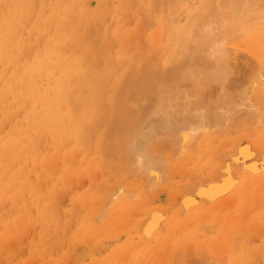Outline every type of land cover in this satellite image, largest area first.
<instances>
[{
  "label": "bare ground",
  "instance_id": "1",
  "mask_svg": "<svg viewBox=\"0 0 264 264\" xmlns=\"http://www.w3.org/2000/svg\"><path fill=\"white\" fill-rule=\"evenodd\" d=\"M109 1L0 0V264H264V0Z\"/></svg>",
  "mask_w": 264,
  "mask_h": 264
},
{
  "label": "rangeland",
  "instance_id": "2",
  "mask_svg": "<svg viewBox=\"0 0 264 264\" xmlns=\"http://www.w3.org/2000/svg\"><path fill=\"white\" fill-rule=\"evenodd\" d=\"M113 1V2H112ZM127 1V0H126ZM128 1H130V0H128ZM128 1H127V4L130 6V5H132V4H134V1L136 2V5H135V7H137L136 8V11H135V9L132 11L131 9V11H129V12H131L132 13V15H133V17H135L136 19H134V20H136L135 22H134V24H131L130 25V23H126V24H124V22H127L126 20H128V19H126L127 17L129 18V17H131L132 15L130 14H128L127 12V10H129L128 8L126 9V6H127V4H126V2H125V0H120V2H117L116 0H110L109 2H110V5L111 6H109V4L107 5V6H104V7H106V8H104V9H102L105 13L107 12V13H114V11L113 10H115L116 9V11H115V13L112 15V16H106L108 19H109V21L108 22H106L105 24H104V22H103V24L104 25H102V27L100 28V26H98L97 27V29H96V31L94 30V33L92 32V35L93 36H90L91 38L90 39H94V40H96V42L94 43L95 45H98L99 43H103V39H104V37H105V34H106V30L108 31V33H110V31H111V35H112V33H114V35H113V37H112V39L114 38V37H116V35H115V32H118V35H123L124 33H126L128 30L130 31H132V33L133 34H131V37H125L124 39H126V40H128V39H130L131 41H128V44H132L131 42H132V40L133 39H135V37L136 36H140V38H141V33H143L144 32V29L146 28H148V25H147V27H144L143 28V30H141V28L143 27V25L145 24V23H142V24H140L141 22V20H142V22H143V18H144V20L146 19V17L144 16L143 17V15H141V13H140V16H139V18H137V16L138 15H135V13H133V12H136V14H138L139 13V11L143 8V6H144V8L143 9H145L146 8V4H139L138 3V1L139 0H131L129 3H128ZM133 1V2H132ZM150 1V0H149ZM126 4V6H125V4ZM137 4H139V5H137ZM148 4H150V2H148ZM117 5V6H116ZM122 5V7H121V9H120V6ZM134 5H132V8L134 7ZM141 5H142V7H141ZM146 5V6H145ZM128 6V7H129ZM138 6H139V8H138ZM110 7H112V9L110 8ZM118 7V8H117ZM150 8H151V6H149ZM108 8H110L111 9V11H110V9H109V11L110 12H108L107 10H108ZM122 8H124V10L125 11H123V9ZM129 8H131V6L129 7ZM120 9V10H119ZM118 11L119 12H121V13H124V15L127 13V17L125 18L126 20H122V22L123 23H121V22H119V20H117L118 19V17L120 18V13L118 14ZM142 11V10H141ZM140 11V12H141ZM145 12V11H144ZM115 14L117 15L116 16V18H115ZM143 14V13H142ZM108 15V14H107ZM144 15H145V13H144ZM146 15H148V13L146 12ZM123 16V15H122ZM121 16V17H122ZM124 17V16H123ZM106 18V19H107ZM104 19V18H103ZM113 19L115 20L116 19V21H118V23H117V25L115 26V29H114V27H113V29H112V21H113ZM131 20H133V18L131 17ZM107 21V20H106ZM116 21H114L115 23H116ZM132 22V23H133ZM111 23V24H110ZM120 23V24H119ZM100 25L102 24L101 22L99 23ZM109 25H110V28L112 29V30H110V28H109ZM115 24L113 23V26H114ZM119 25V26H118ZM124 25V26H123ZM137 25H140L139 27L140 28H137L138 26ZM142 25V26H141ZM156 24H153L152 26H155ZM105 26V27H104ZM130 26V27H129ZM150 27H151V24L149 25ZM125 27H127L126 29H124ZM134 27V28H133ZM96 28V27H95ZM108 28V29H107ZM100 29V30H99ZM122 31H121V30ZM136 29H138L139 31L137 32V30ZM145 29V31L147 32H145V36H144V33L142 34L143 35V40L144 41H146V42H144L143 40H141V41H143L144 42V44L143 43H141V44H143L145 47H139V48H141V49H139V53L138 52H136V49H134V48H132L135 44H133V46L132 45H128V46H130L131 47V49H130V47H128L127 49H128V51H129V56H132V54H135V52H136V58H142V57H144V53L146 52H149L152 48L150 47V44L148 43L149 42V40H148V38H149V34H150V32H151V30H146ZM97 30H99L98 31V33L99 34H101L102 32H104V35H103V33L99 36H96V33H97ZM118 30H120V31H118ZM134 30V31H133ZM135 30H136V33H134L135 32ZM160 33H162V35L164 34V32H163V29H161L160 28ZM120 33V34H119ZM135 34H136V36H135ZM147 34V35H146ZM109 35V34H108ZM95 36H96V39H95ZM110 36V35H109ZM111 37H110V40H112L111 39ZM145 37V38H144ZM103 38V39H102ZM132 38V39H131ZM146 38H147V40H146ZM116 38H114V40H115ZM163 39V36L161 37V39L160 40H162ZM134 41V40H133ZM138 41H139V38H137V40H136V44L138 45ZM148 41V42H147ZM116 42V44L113 46L114 48L112 49L113 51L112 52H118V51H120V49L122 48V46H121V42H124V41H121V42H119V40H117V41H115ZM135 42V41H134ZM111 43H114V42H111ZM147 43L149 44V45H147ZM149 46V47H148ZM137 47V46H136ZM112 48V47H111ZM115 49H117V50H115ZM130 49V50H129ZM134 49V50H133ZM115 50V51H114ZM121 50H123V48L121 49ZM110 51H111V49H110ZM142 51V52H141ZM143 51H144V53H143ZM109 52V51H108ZM112 52H110V53H112ZM141 53V54H140ZM143 53V54H142ZM139 54V55H138ZM142 56V57H141ZM246 126V125H245ZM231 127V125H227L226 126V128L224 127V128H222V127H220V128H218V129H221L222 131H225V132H229L230 133V136L231 137H234L235 138V142H236V138L237 137H239V136H241V134L242 133H244V128L242 129V130H240V131H238V132H234V134L235 135H232V133H233V130H232V128H230ZM261 128H264V124H261V125H259V126H256V127H252V128H250L249 130H246V133H248V134H250L251 135V133L252 132H258ZM232 132V133H231ZM239 133V134H238ZM255 133H253V134H255ZM223 137V136H222ZM240 138V137H239ZM251 138H257V135L255 136H253V137H251ZM250 137H248L246 140L248 141L249 139H251ZM245 140V141H246ZM238 141V140H237ZM239 142V141H238ZM240 143L241 142H239V143H237L236 142V146H237V149L241 146L240 145ZM180 146H181V144H178L177 145V148L179 147L180 148ZM235 146V145H234ZM178 148V149H179ZM228 148H229V146H228ZM197 148H192V149H189V150H187V151H185V152H183V153H181V155L177 158V160L178 161H180V160H182V158L184 157V155L185 154H187V153H189V154H192V155H194V156H196L197 154L195 153L197 150H196ZM236 149V148H235ZM242 149H243V147H242ZM172 150H174V149H172ZM171 150V151H172ZM194 152V153H193ZM261 155V157L259 158V156ZM246 157H248L249 158V162H250V160H251V162H250V164L254 167V168H259L258 166L259 165H261V164H264V157H263V155L260 153V152H257V153H254V154H252V153H248V154H246L245 155ZM251 157V158H250ZM188 159H190V157H188L186 160H188ZM252 162H254V163H252ZM186 163V162H185ZM187 163H189V162H187ZM256 163V164H255ZM102 164V163H101ZM254 164V165H253ZM186 165V164H185ZM117 166V165H116ZM119 167H120V165H119ZM99 171V172H98ZM57 172V171H56ZM55 172V175H57V173ZM96 172H98L99 173V175H98V177H102V179H104V178H106V177H109V174L107 173V174H102L103 172H105V169L103 168H99V169H97V171ZM100 172H102L101 173V175H100ZM106 172H107V170H106ZM188 172V171H187ZM186 172V173H187ZM178 178H180V180L179 181H177V184L175 185V188H174V190H181V188L180 187H177L178 185H180L179 183H182L181 181H189L190 179L189 178H186V177H179L178 176ZM201 181H203V180H201ZM163 184V182L162 181H160L159 183H157V185H155V188H154V190L156 189V188H160V187H162L161 185ZM170 183H169V181H166L165 182V186L166 185H169ZM164 186V185H163ZM156 191V190H155ZM170 197L167 195V194H165V200H166V202L168 203L169 201H171V198L169 199ZM159 201L157 200V201H155V204H153V206H155V207H158V204H156V203H158ZM171 207H173V205H171ZM257 208H258V206H257ZM34 228V226L33 227H31V229L33 230V232L32 233H30L31 232V229L29 228V230L28 231H26L25 233H23L22 234V236L20 237V235H16V239H17V241H16V239L13 237L12 239L10 238V239H8V240H6L5 241V243H4V245L7 247L8 245H9V248L8 249H6V253H4V255L3 256H1V258H2V260L3 261H5L6 262V260L9 258V256L10 255H13L14 256V262H15V264H25V263H27V264H29V262H30V264H34L36 261H37V263H35V264H42L43 263V261L38 257V256H33V257H31L32 255H33V252L36 250V248H34V246H32V245H34L33 244V242H29L30 241V236L32 237L31 238V241L33 240L34 241V239H35V228ZM261 228H262V230L264 231V225L263 226H261ZM30 231V232H29ZM29 232V233H28ZM26 233H28V236H27V234ZM264 233V232H263ZM26 234V235H25ZM32 234V235H31ZM19 236V237H18ZM25 236V237H24ZM18 237V238H17ZM25 238L27 239V241L25 240ZM11 240H13V241H11ZM21 240V241H20ZM25 240V241H24ZM29 240V241H28ZM20 242V243H19ZM9 243V244H8ZM10 243H11V246H10ZM32 244V245H31ZM22 245V246H21ZM13 246V247H12ZM30 246H32L33 247V249H32V247L30 248ZM11 248V250H13L11 253H10V249ZM13 248V249H12ZM15 249V250H14ZM28 249V250H27ZM32 249V250H31ZM9 251V252H8ZM164 251V252H163ZM162 252L165 254V256L167 255V252H168V249L166 248V249H163L162 250ZM227 254H228V252H226ZM55 255L57 256L56 258H62V256H64V252H58V249L56 248V253H55ZM47 256V255H46ZM74 257V255L71 253V256H69V257H66L67 259V261H71L72 259H70L71 257ZM210 257H211V255H209ZM37 257L39 258L38 260H37ZM48 258H49V256H47ZM51 257V256H50ZM75 257H77L76 255H75ZM75 257H74V259H75ZM52 258V257H51ZM51 258H49L48 260H47V262L50 264H52L53 263V261H51L50 259ZM29 259H31V260H29ZM64 259H65V256H64ZM73 259V260H74ZM77 259V258H76ZM91 258L89 257V258H86L84 261H87V260H90ZM20 260V261H19ZM36 260V261H35ZM50 260V261H49ZM254 260V259H253ZM253 260H251V261H253ZM35 261V262H34ZM75 261V260H74ZM84 261H81V262H84ZM7 262H8V260H7ZM80 262V263H81ZM253 262H255V261H253ZM47 263V264H48ZM2 264H4V263H2ZM54 264H55V262H54ZM72 264H74V262H72ZM167 264H171V263H167ZM252 264H254V263H252Z\"/></svg>",
  "mask_w": 264,
  "mask_h": 264
}]
</instances>
